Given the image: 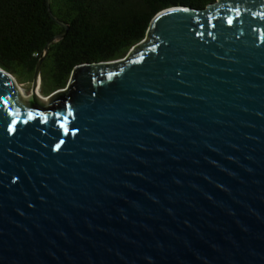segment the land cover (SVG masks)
I'll list each match as a JSON object with an SVG mask.
<instances>
[{"label":"water","instance_id":"obj_1","mask_svg":"<svg viewBox=\"0 0 264 264\" xmlns=\"http://www.w3.org/2000/svg\"><path fill=\"white\" fill-rule=\"evenodd\" d=\"M41 63L28 99L0 68V264H264V0L164 9L45 102Z\"/></svg>","mask_w":264,"mask_h":264},{"label":"trees","instance_id":"obj_2","mask_svg":"<svg viewBox=\"0 0 264 264\" xmlns=\"http://www.w3.org/2000/svg\"><path fill=\"white\" fill-rule=\"evenodd\" d=\"M214 2L49 0L47 8V0H0V68L17 80L31 81L42 59L40 92L46 97L66 86L76 66L124 58L162 10L204 9ZM52 16L68 27L60 40L55 37L64 28Z\"/></svg>","mask_w":264,"mask_h":264},{"label":"rangeland","instance_id":"obj_3","mask_svg":"<svg viewBox=\"0 0 264 264\" xmlns=\"http://www.w3.org/2000/svg\"><path fill=\"white\" fill-rule=\"evenodd\" d=\"M15 80H16L17 85L19 87H21V89H22V92H23V95H24V98L23 99L31 98L32 97V94H31L32 80L31 81H23V80H17L16 78H15ZM39 95L42 96V97H44L43 95H41L40 85H39Z\"/></svg>","mask_w":264,"mask_h":264},{"label":"bare ground","instance_id":"obj_4","mask_svg":"<svg viewBox=\"0 0 264 264\" xmlns=\"http://www.w3.org/2000/svg\"><path fill=\"white\" fill-rule=\"evenodd\" d=\"M17 87H18V91H19V96L23 99L24 98V95H23L22 89L18 85H17ZM36 94L41 98V101L42 102H45L46 101V99L44 97H42V96L39 95V87H37Z\"/></svg>","mask_w":264,"mask_h":264},{"label":"snow or ice","instance_id":"obj_5","mask_svg":"<svg viewBox=\"0 0 264 264\" xmlns=\"http://www.w3.org/2000/svg\"><path fill=\"white\" fill-rule=\"evenodd\" d=\"M231 23V21H229Z\"/></svg>","mask_w":264,"mask_h":264}]
</instances>
